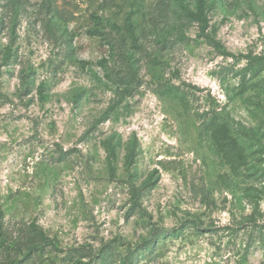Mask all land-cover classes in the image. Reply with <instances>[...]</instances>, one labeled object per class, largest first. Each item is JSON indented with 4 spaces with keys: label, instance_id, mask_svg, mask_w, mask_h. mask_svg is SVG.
<instances>
[{
    "label": "rangeland",
    "instance_id": "obj_1",
    "mask_svg": "<svg viewBox=\"0 0 264 264\" xmlns=\"http://www.w3.org/2000/svg\"><path fill=\"white\" fill-rule=\"evenodd\" d=\"M197 5L0 0V264H264V0Z\"/></svg>",
    "mask_w": 264,
    "mask_h": 264
},
{
    "label": "trees",
    "instance_id": "obj_2",
    "mask_svg": "<svg viewBox=\"0 0 264 264\" xmlns=\"http://www.w3.org/2000/svg\"><path fill=\"white\" fill-rule=\"evenodd\" d=\"M197 6L199 9L202 7V0H198ZM189 15L192 19L202 21L200 11L195 13L190 12ZM208 127L210 128V136L216 147L222 151L223 156L229 161L231 167H236L239 164L237 163V159L245 157V154L243 156L244 148L240 142H237L238 139L233 135L228 120L213 112L212 117L209 119ZM233 147L239 148L240 152L238 154H231Z\"/></svg>",
    "mask_w": 264,
    "mask_h": 264
}]
</instances>
